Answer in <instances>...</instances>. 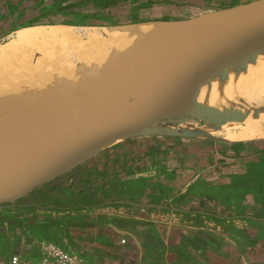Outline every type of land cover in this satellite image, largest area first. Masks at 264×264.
Returning a JSON list of instances; mask_svg holds the SVG:
<instances>
[{
    "label": "water",
    "instance_id": "1",
    "mask_svg": "<svg viewBox=\"0 0 264 264\" xmlns=\"http://www.w3.org/2000/svg\"><path fill=\"white\" fill-rule=\"evenodd\" d=\"M149 23L158 24V31L143 37L111 74L96 68L87 72L84 86L68 82L61 97L32 106L28 118L5 111L17 124L35 118L40 124L27 132L0 122V211L27 206L20 201L36 188L128 138L187 137L178 127L190 119L230 120L225 111L192 106V101H197L207 72L236 57L247 61L252 51L264 46V0L180 20L110 27L138 29ZM186 97L191 106L183 104Z\"/></svg>",
    "mask_w": 264,
    "mask_h": 264
},
{
    "label": "crops",
    "instance_id": "2",
    "mask_svg": "<svg viewBox=\"0 0 264 264\" xmlns=\"http://www.w3.org/2000/svg\"><path fill=\"white\" fill-rule=\"evenodd\" d=\"M162 144L153 137L114 145L39 186L23 202L38 207L47 203L44 207L51 210L59 202L65 209L86 214L76 218L109 223L94 226L97 236L107 238L103 244L108 248L101 244L73 249L97 254L103 264H118L109 254L126 256L123 250L125 245L131 248V238L140 252L136 264H264V212L254 208L264 202V193L209 179L186 178L181 186L174 179L165 185L160 182V167L163 159L175 155ZM128 169L136 174L129 180L121 178ZM164 188L167 193L175 191L174 197L165 194ZM132 225L156 230L158 240L150 241L156 258L146 255L147 261L144 250L150 243Z\"/></svg>",
    "mask_w": 264,
    "mask_h": 264
},
{
    "label": "rangeland",
    "instance_id": "3",
    "mask_svg": "<svg viewBox=\"0 0 264 264\" xmlns=\"http://www.w3.org/2000/svg\"><path fill=\"white\" fill-rule=\"evenodd\" d=\"M246 1L249 0H0V44L14 30L24 28L29 22L41 23L37 25L68 24L69 26H73L70 23L86 22L88 26L106 27L144 21H171ZM105 27L91 29H109ZM63 51L57 49V52H52L51 56L57 59ZM10 59L14 63V65L9 64L11 71L21 69V64L13 58ZM50 60L53 59L48 58L45 62ZM29 69L35 72L38 68L32 66ZM237 124L239 129L235 130L237 135L232 140L164 135H138L126 140H147L154 137L163 141L162 145L166 150L174 152L175 156L163 159V166L160 167L159 172L163 173L160 182L165 185L174 179L175 183H180V186L185 183L186 178L196 181L209 179L211 183H222L225 186L259 189L262 194L264 193V124L257 127H254L255 123L246 126ZM252 131L255 133L249 137L244 135ZM135 174L136 170L128 169L122 173L121 178L129 180ZM170 174L173 178L169 176ZM164 189L165 194L174 197L175 191L170 189L167 193L166 188ZM249 193L251 192L248 191L246 194ZM23 201H27L26 198L20 203L28 204ZM46 204L41 203L40 207L28 204L0 211V254L17 253L28 257L34 264H39L44 253L49 251L53 244L79 249V247L107 243V238L97 236V228L94 226L100 224L99 222H90L83 217L76 218L77 215L86 214L78 213L74 209H65L59 202L53 210L44 207ZM254 208L261 213L264 212V202ZM87 222L88 224L85 225ZM132 228L136 229L147 243L158 240L153 227L140 228V225H132ZM107 235L112 237L113 232H107ZM129 240L131 248L128 249L125 245L126 250L123 251L127 252L126 256L136 264L140 252L134 240L132 238ZM153 243L145 242L144 254L151 259L156 258V251L150 250ZM103 245L107 247V244ZM121 245L123 246V243Z\"/></svg>",
    "mask_w": 264,
    "mask_h": 264
},
{
    "label": "bare ground",
    "instance_id": "4",
    "mask_svg": "<svg viewBox=\"0 0 264 264\" xmlns=\"http://www.w3.org/2000/svg\"><path fill=\"white\" fill-rule=\"evenodd\" d=\"M73 26H27L14 30L2 41L0 122L19 130L32 131L40 124V119H29L31 122L25 125L17 124V120L5 117V111H15L28 118L32 106L46 104V99L61 97L68 82L84 86L85 75L96 68L106 75L111 74L132 56L143 37L154 35L159 28L156 23L145 24L138 29L106 26L109 29L99 30L91 28L100 26ZM57 49L64 51L55 59L51 53ZM10 58L21 64V69L11 71L9 64L14 63ZM48 58L53 60L45 62ZM30 65L38 69L32 72ZM193 101L192 106L211 105L225 111L230 120L190 119L178 127L187 137L232 140L237 135L235 130L239 129L237 123L245 126L255 123L254 127L264 124V46L252 51L247 61L236 57L226 66L207 72L198 90L197 101ZM183 104L191 106L190 98L186 97ZM254 133L244 135L249 137Z\"/></svg>",
    "mask_w": 264,
    "mask_h": 264
},
{
    "label": "built area",
    "instance_id": "5",
    "mask_svg": "<svg viewBox=\"0 0 264 264\" xmlns=\"http://www.w3.org/2000/svg\"><path fill=\"white\" fill-rule=\"evenodd\" d=\"M0 264H34L28 257L17 253L0 254ZM39 264H103L99 255L82 254L71 248L53 244L50 250L44 253Z\"/></svg>",
    "mask_w": 264,
    "mask_h": 264
},
{
    "label": "trees",
    "instance_id": "6",
    "mask_svg": "<svg viewBox=\"0 0 264 264\" xmlns=\"http://www.w3.org/2000/svg\"><path fill=\"white\" fill-rule=\"evenodd\" d=\"M41 24L40 22H29L25 24L24 26H32V25H37ZM72 25H88V23L83 22V23H70ZM78 217V216H77ZM100 224L108 225L107 222H104L103 220L99 219ZM90 224V223H89ZM109 259L118 262V264H130L131 261L127 256L124 255H117V254H109ZM132 264V263H131Z\"/></svg>",
    "mask_w": 264,
    "mask_h": 264
}]
</instances>
